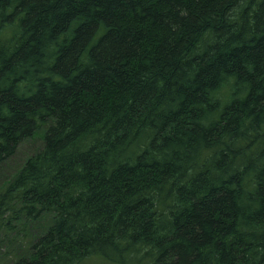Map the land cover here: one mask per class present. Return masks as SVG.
<instances>
[{"label":"trees","instance_id":"trees-1","mask_svg":"<svg viewBox=\"0 0 264 264\" xmlns=\"http://www.w3.org/2000/svg\"><path fill=\"white\" fill-rule=\"evenodd\" d=\"M37 134L11 264H264V0H0V166Z\"/></svg>","mask_w":264,"mask_h":264},{"label":"rangeland","instance_id":"rangeland-1","mask_svg":"<svg viewBox=\"0 0 264 264\" xmlns=\"http://www.w3.org/2000/svg\"><path fill=\"white\" fill-rule=\"evenodd\" d=\"M43 145L44 137L42 134H37L33 138L25 140L20 144L16 153L0 166V189L23 166L28 158L43 148ZM22 221L26 220L22 219ZM28 224L35 230H41L50 224V219L46 217L38 225H32L29 222ZM26 231L28 233L25 232L22 234L16 228L13 232L6 235L5 241L2 243L3 245L0 247V264H11L15 255L22 253V246L25 239L34 233L31 229H27Z\"/></svg>","mask_w":264,"mask_h":264}]
</instances>
